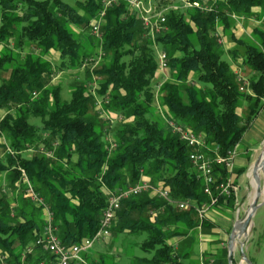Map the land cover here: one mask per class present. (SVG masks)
<instances>
[{"label": "trees", "instance_id": "trees-1", "mask_svg": "<svg viewBox=\"0 0 264 264\" xmlns=\"http://www.w3.org/2000/svg\"><path fill=\"white\" fill-rule=\"evenodd\" d=\"M208 1L207 11H167L162 31L153 40L127 4L118 2L104 11L100 37L89 25V34L79 40L72 27L88 29L101 9L97 0H74L73 6L63 0H0V110L6 111L0 117V135L11 151L0 143L6 154L0 173L9 171L14 184L21 182L23 171L27 184L49 205L62 245L95 234L107 205L105 190L133 186L142 177L154 187L159 183L160 189L167 188L172 201L189 200L198 207L224 202L229 209L234 204L232 196L221 195L213 203L202 193L203 181L188 158L190 148L165 128L154 106L156 51L162 50L170 79L157 86V101L167 118L202 135L201 152L225 157L256 118L264 100V0ZM233 16L259 21L250 37L234 36ZM216 27L240 47L248 89L240 91L231 63L223 59L213 36ZM236 50L226 53L236 60ZM52 53H57V66L45 59ZM89 58H99L98 64L93 66ZM80 68L84 77L77 76L71 84L68 101L61 99L60 87L50 84L52 76ZM33 91L37 96L32 99ZM96 97L107 98L104 112L115 117L113 128L106 119L91 116ZM240 101L246 102L242 115L236 112ZM34 117L40 125L29 122ZM38 145L51 151V157L39 150L23 155ZM212 170L216 182L226 180L221 164H212ZM235 173L234 183L243 170ZM18 199L0 196V253L14 264H19L25 245L41 234L43 224L41 208L26 197ZM171 206L156 194L139 193L120 201L109 230L143 235L138 247L148 254L136 257L127 251L128 264H193L190 249L176 251L168 240L189 237L193 242L196 225L208 229L212 224L206 217L199 219L192 208ZM89 253H82V264H120L111 254ZM203 255L205 261L213 258L211 264H227L224 247ZM39 259L51 256L39 249L25 260L37 264Z\"/></svg>", "mask_w": 264, "mask_h": 264}, {"label": "rangeland", "instance_id": "rangeland-1", "mask_svg": "<svg viewBox=\"0 0 264 264\" xmlns=\"http://www.w3.org/2000/svg\"><path fill=\"white\" fill-rule=\"evenodd\" d=\"M65 2H67L69 5L73 6V1L74 0H63ZM77 1H82V0H77ZM155 3H158L159 5H161L162 7H166V6H172V5H176L177 9L176 10H183L186 9V7H184V5H186V0H152ZM190 1V0H188ZM203 3H205L206 7H210L211 3L208 0H201ZM157 5V4H156ZM91 22H93V20H91ZM91 22L89 24H91ZM259 21L255 20V18H248V17H241V18H237L233 16V22H232V26L231 28L234 30V36H237L238 38H243L244 36H248L250 37V33L252 32L253 28H255L258 25ZM89 24H88V29H79L77 26H73L72 30L74 29L78 34H79V40H83L88 34H89ZM221 31L220 28L216 27V31H215V35H213L216 38V43L220 44V46L222 47V52H223V59L229 61L231 63L232 69L235 71V74L237 75V79L240 81H247L246 79V75H247V71L243 70V67L240 65V62H242V56H241V49L240 47L236 46L234 42H232L230 39H227L226 37H223L221 35ZM230 48H234L237 49V54L239 55V57L235 60L233 59L231 56H229L228 53H226L227 50H229ZM160 51V50H159ZM156 51V54L157 52ZM45 59H48L50 61V63H52L53 66H57L59 64L58 62V56L57 53H52V54H48L46 55ZM158 79H156V82L153 83L154 85L153 87V94H154V106H155V113L156 115H159L160 117H162L163 119V124L165 126V128L167 130H169L166 127V122L171 121L174 124H179L181 127H184L182 124L178 123V122H174V120L169 119L166 117V115L163 113L164 112V107L160 106L159 101H157V96H158V85L160 84L161 81L163 80H169L170 79V73L166 67V69L164 70H160L158 71ZM69 74H75L73 75H69ZM80 77L81 79L84 77L83 76V69H79L76 72L74 71H61V72H57L55 75L52 76L51 78V82L50 84L52 85H58L60 87V91H61V99L68 101L70 99V90L69 88L71 87V84L76 82V77ZM241 84V82H240ZM242 86V85H241ZM93 87L90 86V88ZM244 89H248V86H243ZM96 100H99L98 97L95 98ZM264 103V100H263ZM262 103V104H263ZM261 104V105H262ZM246 105L245 101H240L239 104H237V108H236V112H238L240 115H242V110L244 109ZM263 109V108H261ZM104 110V109H103ZM5 110H0V117L3 116V114L5 113ZM91 116L94 118H100L103 119L107 122H109V126L110 128L114 127V124L116 123L115 120H112V118L115 117H104V115L100 112V110H97L95 108V110L93 112H91ZM112 121V122H111ZM29 122L31 124H36V125H40L41 122L37 117L34 118H29ZM170 131V130H169ZM250 131V132H249ZM247 133H250V135L253 137L254 135H258L259 136H264V113L262 114V116L260 115L259 118H255L252 122H250L249 127L247 128ZM110 133L107 134V140L113 144L110 140ZM252 146L256 147V146H260L259 142H255L254 138H250ZM0 143H3L5 145V147L7 146L5 143V138L3 137V135H0ZM115 146V145H114ZM239 147H237V154L240 155L241 157H243V153L246 147V144L244 142H241L239 145ZM42 146L35 147V149H30L29 151H25L23 152V155L26 157L35 155V153H38V150L40 153H46L49 150H47L46 148L44 149V151H40L39 148H41ZM7 148V147H6ZM234 148V153H235V147ZM262 149H264V139L261 143L260 148L257 151V156L259 155V153L262 151ZM232 150V149H231ZM6 152H8V150L6 149ZM5 151L3 149H0V160H4V156H5ZM50 158V157H48ZM263 166V172L261 174V176L259 177L258 182H260L261 185V189H260V195L262 196V198L264 199V162L262 164ZM228 176L233 183L234 186H236V183H234V179L231 177V175H233V171L231 173L227 172ZM25 176V175H24ZM256 176V174H255ZM22 177V176H21ZM27 179V178H26ZM22 180L25 181V179L22 177ZM21 182H16L14 184L11 183V177H9V171L5 172V173H0V196L1 195H5L7 196V198L9 199L10 197H13L14 200L18 201L19 197L23 196L24 198L25 196V182L24 184ZM142 181L146 182V184L148 186H151L150 189H148L145 192H142L140 194H156L155 192H157L158 189H160L159 183L156 184L157 187H154L153 184L150 183L149 178L148 177H142L141 178ZM237 182L239 184L240 189H238V193L240 195V197L238 198V203H237V207L235 206L233 209L234 212V218L232 219L231 223H230V227L227 231L223 232L220 241H222L224 243V248L226 249V246L228 245V235L229 232H231L232 228H233V223L236 219H239L241 217H243L245 215V213L247 212V209L249 208V206L251 205L252 202V196L254 195V189H255V183L254 180L252 179V177L250 176V172L248 175H246V179L244 178V176H240L237 179ZM237 189V186H236ZM235 189V190H236ZM107 193V190H105ZM235 193V192H234ZM234 193H232L229 196L234 195ZM157 195V194H156ZM228 196V197H229ZM27 198V197H26ZM13 203V202H12ZM11 203V204H12ZM14 204V203H13ZM172 205L171 207L176 209V205L174 204H170ZM198 207V206H197ZM200 207V206H199ZM204 207H206L204 205ZM177 210V209H176ZM206 208L204 210V214L201 218H205L206 217ZM198 215V213H197ZM239 221L237 220L236 223H238ZM237 226V231H236V237H235V244L233 247V260L232 262H234V264H264V202L256 209L255 215L252 217L251 219V223L250 226H248L247 230L243 233H238V225ZM198 227V229H200L203 233L205 231H208L207 228L203 229L200 226L196 225V228ZM211 228V227H210ZM144 236L143 235H135V234H131L128 233V230L123 231V233H116L113 232V230L110 231V234L108 236V238L102 242L99 241H95V243L93 244L92 249L88 252L90 256L94 257L96 256L97 253H107V254H111L113 256V259H115L116 262L120 263V264H128L129 263V259L125 256V253L128 251H130L132 253L133 256H142V257H147L148 254L143 253L140 248L138 247V243L143 240ZM243 243L242 246V252L246 257V261L244 259L241 258V254H240V245ZM181 247V246H180ZM99 251V252H98ZM176 251H179V249H177ZM36 252V250H35ZM34 255V253H31L30 255L28 254L27 256H32ZM212 260V259H210ZM248 261V263H247ZM209 262V261H208ZM212 263V262H211ZM233 264V263H232Z\"/></svg>", "mask_w": 264, "mask_h": 264}, {"label": "built area", "instance_id": "built-area-1", "mask_svg": "<svg viewBox=\"0 0 264 264\" xmlns=\"http://www.w3.org/2000/svg\"><path fill=\"white\" fill-rule=\"evenodd\" d=\"M99 4H101V9L98 11L96 18L91 22L90 32L93 33L94 36L100 37L99 33V25L103 22L104 11L115 6L118 2L126 3L128 6V10L131 13H134L136 17L139 18L141 27L143 31H145L146 35L149 36L151 40L158 36V34L162 31L163 28L162 23L166 21V17L164 14L172 9H177L176 5L162 7L158 3L153 2L152 0H97ZM186 5L184 7L198 8L204 9L205 11L209 10L203 2H191L186 0ZM157 4V5H156ZM102 56L99 53L98 57ZM99 58H97L98 60ZM156 59L158 60L157 69L165 70L168 64V60L164 54V51L160 50L156 54ZM95 62L89 58L88 61L93 62V66L98 64V61ZM86 63V61H85ZM240 81V80H239ZM242 86L240 87V91L244 89L243 86H248L247 81H240ZM37 96V92L33 91V97ZM95 108L100 110V112L104 115V117H108L106 112H104V104H107V98H99V100H94ZM112 122V121H111ZM166 127L174 134L177 133L178 138L181 142L185 143L189 148L190 152L188 154V158L191 164L195 167L196 171H198L204 187L202 193L204 195H208L211 198V201L215 203L219 196L225 195L228 197L232 193L235 192L236 186L233 185L231 179L228 177L226 180H220L216 182L214 179V175L212 173V164L222 165L224 170L231 173L232 172V162L234 158V148L226 152V156L215 155V158H211L209 155L201 152V149L205 147V142L203 141V137L201 134H196L191 129H187L181 127L179 124H174L171 121L166 122ZM111 147H114L113 144H110ZM8 152H11L10 149L6 148ZM40 151H44V148H39ZM51 151L43 153L46 157H51ZM21 176L25 179V196L27 199L36 207H40L41 210V219L43 220V224L41 227L40 235L36 238L32 243L26 244L24 251L20 254L19 264H28L26 262V256L31 253H35V250H41L43 253H47L51 256L50 260L39 259L37 264H82L85 263L83 260L82 253L89 252L95 241L102 242L106 240L110 234L109 227L111 222L114 220V213L118 208H120V201L124 198H129L131 196H136L139 193L145 192L151 188L148 186L146 182L139 180L133 186L123 187L122 189H116L115 191H107L106 202L107 205L103 208L101 212V218L98 222V227L96 229L95 234L89 238H82L81 241L77 244L73 245H62L58 239L57 232L53 226V218L51 209L48 204L44 202L41 198V195L32 190V188L27 184V179L24 176L23 171L20 170ZM158 197L167 200L169 204L176 205L177 210H187L188 208H192L198 213L199 218H201L204 214L205 207L201 205L197 207L194 202L189 200H179L172 201L168 199V189H158L155 192ZM212 260H209L208 264H211ZM0 264H14L8 260V257L4 254L0 253Z\"/></svg>", "mask_w": 264, "mask_h": 264}, {"label": "crops", "instance_id": "crops-1", "mask_svg": "<svg viewBox=\"0 0 264 264\" xmlns=\"http://www.w3.org/2000/svg\"><path fill=\"white\" fill-rule=\"evenodd\" d=\"M234 31V30H233ZM238 38L237 36H235ZM263 108V109H261ZM264 113V103L261 105L258 114L256 116V119L262 116ZM255 119V118H254ZM253 119V120H254ZM252 120V121H253ZM250 132V131H249ZM250 138H254L255 142H259L260 146L264 139V136L254 135L253 137L250 135V133H244L241 142H244L246 144L244 153L242 154L243 157L237 154V147H235V153L234 158L232 162V171L233 175L231 177L234 179V176L236 175L237 170H243V173L240 175H237L235 178V182L237 183V189L235 190L234 195H232V198H234V204H232V207L229 209L225 206L224 202L220 205L216 206H209L205 205L206 207V219L212 224V227L208 229V231H205L204 233L197 228L194 231V234L192 235L193 242L190 241L189 237L186 238H180V239H169L168 241L173 244L174 250L179 249L180 246L184 247L185 249H190V256L191 260L193 261V264H208V261L210 259H213L212 257L209 258L207 261H205L203 253L209 252V251H216L217 249H221L224 246V243L220 241V238L223 234V232L227 231L229 229V225L234 218V212L233 209L238 203V198L240 197L241 193H238V189H240L239 184L237 182V179L240 176H244L246 179V175L249 174L250 171H248V166L251 163V161L255 160L257 157V151L260 148V146L253 147ZM240 142V143H241ZM239 143V144H240Z\"/></svg>", "mask_w": 264, "mask_h": 264}, {"label": "water", "instance_id": "water-1", "mask_svg": "<svg viewBox=\"0 0 264 264\" xmlns=\"http://www.w3.org/2000/svg\"><path fill=\"white\" fill-rule=\"evenodd\" d=\"M264 162V149H262V151L259 153V155L256 157L255 160L251 161V163L248 166V171H250V176L252 177V179L254 180L255 183V192H256V201L254 203H252L249 208L247 209V212L245 213V215L239 219H236L233 223V228L231 230V232H229L228 235V245L226 246V255H227V264H232V260H233V245H232V238L233 236V232L235 229V224L236 221H239L238 224V233H243L247 230L248 226H250L251 223V219L252 217L255 215L256 209L264 202V199L262 198V196L260 195V189H261V185L260 182H258V180L256 179V172L257 170L260 169V167L262 166ZM242 246L243 243L240 245V254H241V258L244 259L245 261L247 260L245 255L242 252ZM248 263V261H247Z\"/></svg>", "mask_w": 264, "mask_h": 264}, {"label": "bare ground", "instance_id": "bare-ground-1", "mask_svg": "<svg viewBox=\"0 0 264 264\" xmlns=\"http://www.w3.org/2000/svg\"><path fill=\"white\" fill-rule=\"evenodd\" d=\"M262 172H263V166H261L260 169L257 170V172H256V179L257 180H259V177L261 176ZM263 194H264V192H263ZM252 197L253 198H252L251 204L254 203L256 201V199H257L255 191H254V195ZM238 224H239V222L235 224V229H234V232H233V236L234 237L231 239L232 240V245H233L232 247H234V244H235V237H236V231H237V226L236 225H238Z\"/></svg>", "mask_w": 264, "mask_h": 264}]
</instances>
